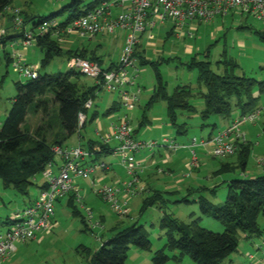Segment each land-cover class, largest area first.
Returning <instances> with one entry per match:
<instances>
[{
  "label": "rangeland",
  "instance_id": "374dc122",
  "mask_svg": "<svg viewBox=\"0 0 264 264\" xmlns=\"http://www.w3.org/2000/svg\"><path fill=\"white\" fill-rule=\"evenodd\" d=\"M26 1L28 0H13L12 2L22 4L28 13L35 15L32 22L37 21L39 15L47 16L57 11L60 6L70 2V0H29L27 4L25 3ZM89 1L91 0H86V2ZM64 18L65 15L57 17L59 21ZM211 21L212 20H210V22L202 23L203 25L195 38H193V35L186 36L185 44L189 43L191 45L199 46V43L201 44V40L198 38L199 35H203V39H206V43L204 42V45L208 43L212 44L207 57H204L203 53H199L196 57L199 59L207 58L211 62V67L218 70L215 67V62L220 58V53L226 52L227 56L233 57L236 61L238 66V69L236 70L237 74H242L249 78L253 77L259 81L264 80V41H260L258 35L255 33V30H264V21H259L251 16H240L238 14L229 13L227 16H223V18L219 16L214 18V21L218 22L219 24H217L222 27L219 31L215 29L216 25L212 24L213 22ZM29 25L30 24L28 23L27 27H29ZM122 31L123 30L116 29L111 34H98L97 36L91 38L87 34L80 35L79 33L73 32V34L62 38L63 40L61 42V46L64 49H71L74 51L76 48L86 46L92 48L100 42L98 50L100 53L104 54L102 65L107 67L112 61H116L119 56V48L124 39L121 36ZM165 31L166 30L161 26L159 27V25L152 30L154 37L151 42L155 45L145 47L147 51L146 58L148 60L151 59L159 62L156 63H158L157 66L159 72H161L163 79L166 81L168 93H172L176 85L180 83H190L193 86L194 93L191 98V102L195 108L202 110V107L204 106V98L199 95L201 86L197 83L198 72L195 69H187L185 64L191 56L196 54V51L192 54H186L184 44L180 40L178 41L173 38H168ZM208 36L211 37V40H209ZM195 41H197V44H195ZM173 47L178 50L177 53H172L171 50ZM18 48L20 52L25 55L26 61L31 64H37L43 56V53H41L37 44L27 46V48H29L27 52L24 50L22 51V47ZM3 50V47L0 46V112L2 109H6L5 114L0 115L1 124H3L7 118L6 116L8 111L12 107L11 100L17 93L15 82L21 81L25 84V82L29 80L28 78L22 76L13 65H7L6 59L3 55ZM156 50L158 52H156ZM67 60L68 59L64 54L61 56H55L49 62L47 67L42 68L39 66L38 71L42 74L66 71L69 69ZM136 66L138 67V74L134 79L135 85L129 87L134 90L140 86L141 91L143 92V98L140 96L141 99L135 102L134 108H131V110L125 109L121 106V104H118V107L114 110L113 114L105 115L102 113L104 107H97L101 97L107 99V96L112 95L113 99L118 102H120V99L118 91L109 93V90L102 88L97 93V97L94 101L96 105H93V108L99 112V118L91 120L92 113L89 108L85 127L81 129V137L79 138L75 134L66 138V141L62 143L63 148H70L71 145L78 146L77 144L79 141H81L82 143L80 144L83 145V143L87 142L91 138L100 139L94 134L98 120L110 127L109 124L111 122H114L117 117L125 114L130 118L133 128L137 130L136 135L140 140L149 141L151 138L161 140L163 137H169L174 139V141L178 144L188 143L193 136L197 139H201L202 136L206 134L205 137H207V134L210 133L211 129L213 132L212 134H216V131L226 129L229 125L234 123V119L240 120V110L233 106L230 116H228V118H221V121H224V124L219 122L216 124L215 128L212 126H207L208 128H206L204 126L202 129L200 125L203 120H201L199 114L179 112L177 121H185L187 122V126L185 132L177 134L176 128L172 127L168 122L165 101L161 100L158 103H155L151 108V110L155 111V113L161 116V118L158 120L152 119L150 125L147 124L139 127L143 108L152 93V91L149 92L148 90L156 84V72L154 71V67L151 63L141 65L137 60ZM80 76V81L86 83L87 85H93L95 82V80L89 76ZM232 101H234V98ZM259 104H261L260 108L264 107V95L261 96ZM27 116L25 126H28L30 129H35V125H37L40 121V116L32 113H29ZM215 117H212L210 121L214 122ZM257 118L258 119H256L253 123L243 122L239 126L240 131L246 134L248 142L251 143L250 157L247 161L246 168L249 172L253 173L255 171L264 170V167H260L257 163V159L259 157H264V113H261V115ZM228 122L230 123L228 124ZM225 123L228 125L225 126ZM110 145L115 146L116 142L112 140ZM206 147L208 150L211 149V145H207ZM154 148L155 152H157L158 149L156 147ZM191 151L192 150H188L187 148H180L178 151V159L183 156L182 153H186L188 162H191V157L193 155ZM195 151L196 157L199 158V161H203L201 162V166L199 168L196 169L194 167L193 170H190L191 173L186 175L189 170L187 165L184 166L185 160L181 159L182 164L178 163L177 169L173 170V172L176 173V178H181L183 183H186L180 190L172 193L169 191L170 189L165 190L160 186L163 191L161 197L163 199L155 205L148 206L144 212H141L140 208L142 206V198L145 195L136 197L133 196L132 198L131 195L127 198L128 200L131 199L129 203L132 215L130 216L132 217L131 219L127 216H120V214L114 212L110 204L102 201L96 193L93 197H89L90 195L85 196L82 189L84 187L80 184L83 183V180L85 179L81 178L80 183H77V185L83 194V202L88 208H91L94 219L101 218V214L105 216V221L102 223L103 227H97L93 230V232H91L90 229L84 226L81 220L82 216L86 217L87 215L84 207L81 206L80 203L76 202L75 205L79 214H74L72 207L67 204L69 194L65 195L55 202L54 219L50 230L42 233L38 232L37 237L33 240L25 243H16L17 250L12 254V256L8 257L6 264H88L91 255L101 247L103 242H106L109 237L114 234L115 230L112 227L117 226V229L120 230L121 228L130 225L132 221L135 220L137 223L144 225L153 246L161 247L166 241V235L164 231L160 229L158 222L160 220V215L164 210L169 213H173L176 218L185 222H191L192 220H195V218L200 217L198 221L202 227L207 230L209 229L214 232L221 233L224 229L221 221L208 215H201L200 208H198V203L195 200L200 192L196 190L194 193L188 194L187 191L190 186H192L190 189L194 190L195 188L200 187V185H202V187L212 185L211 181H215L217 176L212 177V180H207L206 175L210 171H213L211 169L217 166V164L221 161L230 162L233 161L236 156L230 155V157H215L210 152V154L203 151L201 152L199 147H195ZM110 157L111 156L107 155L103 158L110 160ZM222 175L223 177L225 176L229 179L243 177L241 169L239 168H235V170L223 173ZM159 178H161V175H158L157 178L155 177L153 181L149 182V180L145 177L143 182L156 185V181ZM41 181L42 176L40 177V175H37L35 177V183L31 185L28 190L29 194L23 195L22 193L15 191L12 187H4L3 182L0 179V230L5 231L7 228V225L3 224L7 216H10L11 213L17 209H22L23 207L29 205L37 197L40 192L39 186ZM87 182L89 181L87 180ZM215 190V196L210 194L208 188L206 189V192L201 191V193L205 196L207 195L214 204L219 205L223 203L227 196V184L224 182L219 183ZM185 197L188 198L189 201H184L183 199ZM210 222H213V224ZM258 223L262 230H264V214H259ZM94 233L99 234L102 240L96 238ZM83 245L89 249L90 252L86 251L83 252V254H80L78 250L80 249L79 247ZM148 251L149 250H140L143 254H146ZM238 252L239 251H234V253L227 256V258L223 260L222 264L230 263L229 259L237 256ZM253 252L256 253V251ZM185 258L190 262H194L188 256H185ZM139 260L141 261L143 259L129 258L127 263L143 264V262H138ZM145 261L148 264H153V262L149 259L145 258ZM249 262H245V264H248ZM236 264H244V262H238Z\"/></svg>",
  "mask_w": 264,
  "mask_h": 264
},
{
  "label": "trees",
  "instance_id": "16d2710c",
  "mask_svg": "<svg viewBox=\"0 0 264 264\" xmlns=\"http://www.w3.org/2000/svg\"><path fill=\"white\" fill-rule=\"evenodd\" d=\"M13 0H0V15L11 5ZM102 0H70L69 3L59 7L57 11L47 16H38V20L33 21L34 16H29L22 10L25 22H30L32 27L47 18H56L65 15L60 25L69 23L73 18L84 14L85 11L97 6ZM10 17V16H9ZM11 19V17H10ZM260 41H264V30H255ZM20 37V34L17 33ZM6 35L0 38V46L3 47V55L7 63H11L10 54L6 47ZM44 55L40 60L42 68L48 66L54 56L61 55V42L48 35L37 36L36 43ZM137 51V48H136ZM68 59L74 55L89 58L102 64L101 60L93 55H88L83 50L75 49L67 51ZM209 49L204 57H207ZM135 56L137 53L135 52ZM141 58V57H139ZM142 64H152L156 72V87L151 95L147 107L158 100L166 101L168 120L172 127L176 128V133L186 131L187 123H180L178 113L185 111L195 113L197 109L190 103L192 97V87L188 85H177L172 93H168L166 81L159 72L155 61L140 59ZM115 63L108 66L111 68ZM215 70L211 67V62L207 58L198 59L196 56L190 57L186 63V68L195 69L198 72L197 83L205 86V91L201 95L204 98V107L200 112L201 127L212 126L210 118H228L233 106L240 110V115L258 108L257 102L264 95V80L237 74V63L233 57L227 56L223 52L215 62ZM82 75L77 69H68L55 73H39L35 79H29L25 84L21 81L15 82L16 95L12 98V107L8 111L7 118L0 127V179L4 187H12L15 191L28 195L29 188L35 182L37 175L43 176V172L49 163L55 162L53 146H62L66 138L78 131L79 112L88 114L85 108L87 100L95 101L97 93L102 87L95 83L86 84L80 81ZM257 87V88H256ZM259 92L255 95L254 91ZM234 98V101L232 99ZM118 102L108 110L106 114H113L117 109ZM32 113L40 116V121L35 125V129L25 126L27 115ZM85 122H83L84 124ZM82 124V125H83ZM144 123L139 125L142 126ZM137 130L134 129V134ZM211 133L209 136L213 135ZM237 164L223 163L214 172V175L227 173L239 168L243 171L249 159L251 143L248 141L236 143ZM90 154L109 151L106 143L91 140L86 146L82 145ZM98 148L97 150L95 149ZM96 160V159H93ZM227 184V196L223 203L216 205L201 191L198 190L196 202L202 216H211L221 221L223 231L221 233L207 230L198 221L200 217L191 222L180 221L173 213L166 210L159 220V227L166 235L165 243L158 250L153 251L151 261L153 264H166L173 261L180 264L184 256H188L196 264H221L222 261L238 248L241 233L249 236L259 235L258 225L259 214H264V174L256 177L231 178L225 181ZM46 186V179L39 186V190ZM216 187L208 189L211 195L215 196ZM193 193V192H192ZM162 196L157 191L151 196L144 198L141 212L151 205L161 201ZM184 201H189L184 198ZM68 206H71L73 213L78 215L79 211L72 200V195L68 196ZM9 216L3 224L10 221ZM84 226H87L85 217L82 216ZM89 229V228H88ZM135 246L142 250L152 251L151 239L144 225L133 221L130 225L115 230L114 234L103 242L101 247L91 255L88 264H127L126 257L129 248ZM78 252H90L84 245L79 247Z\"/></svg>",
  "mask_w": 264,
  "mask_h": 264
},
{
  "label": "built area",
  "instance_id": "2783aa9c",
  "mask_svg": "<svg viewBox=\"0 0 264 264\" xmlns=\"http://www.w3.org/2000/svg\"><path fill=\"white\" fill-rule=\"evenodd\" d=\"M7 11L12 26L20 34L22 47L35 44L37 36L48 34L61 42L65 35L73 32L94 37L98 34H111L116 29L126 31L120 57L111 68L78 55L69 58L67 64L70 69H77L83 76L93 78L96 85L111 92L118 91L121 106L131 109L141 92L140 86L134 92H131L129 87L135 85L134 79L138 74L135 52L141 34L146 33L148 37H154L152 30L168 20L174 21L180 29L192 20L210 22L215 17L227 16L229 13L251 16L264 21V0H102L97 6L73 18L65 25H60L61 21L56 18H47L35 27H32L30 22H25L20 8L9 7ZM28 23L29 27H27ZM4 35L6 29L0 26V38ZM10 52V64L22 76L35 79L39 75L38 66L27 62L25 55L18 49ZM93 104V100L89 99L84 106L89 110ZM261 113H264V107L240 115V120H235L226 129L216 131V134L201 139L193 136L188 143L179 144L169 137H163L161 140H140L133 133L134 128L128 115H121L109 124L110 132L100 138L106 144L112 140L116 142L112 149L113 153L119 156V162L131 179L122 185L105 183L95 187L94 192L102 201L108 202L114 212L126 215L128 214L127 198L137 192L134 183L138 181L141 171V161L136 157L138 153L147 151L152 155L154 147L158 150L167 148L171 152H177L180 148L192 150V161L186 173L189 175L198 160L195 147L211 145L209 152L215 157L234 154L237 149L236 143L248 141L239 126L243 122L253 123ZM78 114L81 125L86 121L87 114L83 112ZM52 150L55 158L60 159L57 172H53L54 165L49 163L43 172L46 186L39 190L37 197L29 205L12 212L7 228L5 231L0 230V262L12 256L17 250L16 243L33 240L38 232L50 230L54 219L55 202L65 195H72L73 202L75 204L78 202L84 207L87 214L85 221L91 232L97 227H103L102 221L94 219L91 208L83 202V194L77 185V180L80 178L92 180V174L96 171H105L109 164L101 160L85 162L91 154L81 144L70 148L56 145ZM257 163L260 167H264V157H259ZM95 235L102 240L99 234ZM248 256L250 257L248 264H264V256L259 258H254L251 254Z\"/></svg>",
  "mask_w": 264,
  "mask_h": 264
},
{
  "label": "crops",
  "instance_id": "0c3cea01",
  "mask_svg": "<svg viewBox=\"0 0 264 264\" xmlns=\"http://www.w3.org/2000/svg\"><path fill=\"white\" fill-rule=\"evenodd\" d=\"M28 1H26L25 3L28 4ZM9 7H18V8L21 9V11L22 10L25 11L27 15L34 16V15H31L30 13H28V11L24 8V6L22 4H17V3L11 2V5H9ZM9 7L7 9H9ZM7 9L5 10V13L4 14L0 15V26L3 27L4 29H6V36H8L7 37V40H8L7 42H9L8 45H7L8 46L7 47V51L10 54L11 53L10 51H12L13 49H18L19 50L18 47H22V45H21V41H20L19 36H17L18 31L16 29H14V27L12 26L11 19L9 17V14H8ZM221 18H223V17H221ZM211 22H213L212 24H215L216 25L215 29H217L218 31L222 29V27L218 25L219 23L216 22V21H214V19ZM202 23L203 22L201 20H192V21L187 22L186 25L183 26V28L178 29V27L176 26V24H175L174 21L168 20V21H164L163 23H160L159 24V27L161 26L162 28H164L166 30L165 31V34H166V36L168 38H173V39L178 40V41L180 40L184 44V46H185L184 47V50H185V53L186 54H192V53H194L196 51V54L193 55V56H197V55H199V53L205 54L207 49H209V52H210V49L212 47V44H209L208 43V44L204 45L206 43V39H203V35H199L198 36V38H200V40H201V44L199 43V46L191 45L189 43H186L185 44V39H186V36L187 35H190V36L193 35V38H195L196 35L198 34L199 30L201 29L202 25H203ZM125 35H126V32L123 30L122 33H121V36L124 39H123V42H122V44H121V46L119 48L120 49L119 56H118L117 60L116 61H112L110 63V65H112V63H117V61H118V59L120 57V54L122 52V47L124 45V41H125V38H126ZM65 36H68V35H65ZM208 38H209V40H211V37L208 36ZM152 39H153V37L152 38L148 37L146 35V33L141 34L140 41H139V43L136 46V48H137V51H136L137 56H135L136 57V61L138 60L141 65H143L141 63V60H140L141 58H143V60H147V61H154V60H151V59L148 60L146 58L147 51H146V48H145V47H149V46L155 45V44H152V42H151ZM195 44H197V41H195ZM99 46H100V42H98V44L95 45L92 48L86 46V47H81V48H76V49L83 50L88 55H93V56L97 57L98 59L101 60V62L103 64V56H104V54L100 53V51L98 50ZM203 46H205V47H203ZM23 50L27 52L29 50V48L22 47V51ZM40 51H41V53H43V50L41 48H40ZM67 51H73V50H71V49H64L62 47V52L63 53L61 55H63V54L66 55V57L68 59L69 56L66 53ZM171 51H172L173 54L178 52V50L174 49V47L172 48ZM156 52H158V51L156 50ZM222 53H220V56H221ZM43 55H44V53H43ZM61 55H59V56H61ZM208 55H209V53H208ZM139 57H141V58H139ZM40 60H39V62H37V64H33V65L38 66V67L41 66L40 65ZM166 60H169V59H166ZM189 60H187V61H189ZM155 62H158V61H155ZM6 63H7V60H6ZM9 64L10 63L8 62L7 65H9ZM110 65H108V66H110ZM180 84L181 85H188L190 83H188V84H186V83H180ZM180 84H178V85H180ZM200 86H201V90H200L199 95L201 97H203L201 95V93H202V91H205V86L203 84H201ZM155 87H156V85L154 84V86L151 87L148 90L149 92L152 91L151 95L155 91ZM191 87H192V96H193V94H194L193 93V86L191 85ZM130 90H131V92H134L135 91V89L134 90L133 89H130ZM113 92L109 91V93H113ZM142 93L143 92L141 91L139 93V95L137 96L138 100L141 99V98H143ZM254 93H255V95H258L259 92L256 90V91H254ZM151 95H150V97H151ZM140 96H141V98H140ZM96 97H97V95H96ZM96 97H95V99H96ZM150 97H149V99H150ZM191 98H190V103L192 104ZM259 100L257 102L258 107L261 106V104H259ZM148 101L146 102L145 107L143 108V113H142V116H141L140 122H139L140 124L141 123H144V125H147V124L150 125L152 119H157L158 120V119L161 118V116L157 115L155 113V111L151 110L152 106L155 103H158L159 101H161V99L158 100L157 102L153 103L151 106H148L147 107L146 105H147ZM162 101H165V100H162ZM117 103H118V101L117 100H114L112 95H109V96H107V99L106 98L104 99V98L101 97L100 102L98 103L99 105L97 107H100V106L101 107H104L102 113L105 114V115H109V114H106L105 111L108 110L109 108H111L112 106H114ZM93 105L94 106L96 105L95 102H94ZM94 106H92L90 108L91 109V113H92L91 120H95V119H98L99 118V112L96 109L93 108ZM203 107H202V109H203ZM165 109H166V101H165ZM5 110L2 109V111L0 112V115L1 114L2 115L5 114ZM129 110H131V109H129ZM201 111L202 110H198L197 109V111L195 113H190V114H199V116H200V112ZM180 112H185V111H180ZM166 113H167V109H166ZM178 115H179V113H178ZM167 118H168V115H167ZM200 118H201V116H200ZM214 120H215L214 122L210 121V123H216V124H218L219 122H221V123L224 124V121H221L222 120L221 117H215ZM234 121H235V119H234ZM168 122H169V120H168ZM85 123H86V121H85ZM85 123L83 125L82 124L79 125L80 128L73 135L76 134L80 138L81 137V129L85 127ZM180 123H183V122H180ZM229 123L230 122H228V124ZM96 124H97V126H96V129L94 131V134L96 136H98L99 138L100 137H103V135H107L110 132V127L108 125H105V124L101 123L99 120H98V122ZM228 124H226L225 126H227ZM1 125L2 124L0 122V127H1ZM170 125H171V123H170ZM201 125H202V123H201ZM207 126H205V127L208 128ZM32 129H34V128H31V130ZM210 133H211V131H210ZM210 133H208L207 136H209ZM135 136L137 138H139L136 134H135ZM205 136H206V134L203 135L202 138L205 137ZM153 139L154 138H151V139H149V141H151ZM91 140H97V141L101 142V138L100 139H92L91 138L87 142L83 143V145L86 146L88 144V142L91 141ZM80 143H82V142L79 141L78 144H80ZM74 146H76V145H71L70 147H74ZM106 146H107V148H108L109 151H107V152L104 151V153H103V152H100V150H98V152H99L98 154H91V157L89 159L85 160V162H88V161H91L93 159H96V160L106 161L109 164V167L107 169H105V171H96L94 174H92V180H88L90 183L87 182V180H83V183H80V179L81 178L77 180L78 181L77 183H80L84 187L82 189H83V192H84L85 196L86 195L87 196L90 195L89 197H93L94 194H95V192H94L95 187H98V186L103 185L105 183L106 184H117V185L120 184V185H122L124 182L130 181V179H131L130 176L125 173V170H124L121 162H119V156L117 154H114L113 153V150H112L113 149V146L110 145V143L106 144ZM95 149L97 150L98 148L95 147ZM199 149H200L201 152L203 151V152L209 153V150L207 149V147H199ZM182 154H183V156L180 159H178L179 152L178 151L177 152H171L167 148L166 149L160 148L157 152H155V150H154V153L152 155H149V153L147 151H141V153H138L136 157H137L138 161H141V167H140V170L141 171L139 172V179H138V181L134 183V185L137 186V192H136V194L132 195L131 198L133 196L136 197V196H144L145 195L142 198L143 199L142 202H143L145 197L151 196L156 191L158 193H160V195L162 196V194H163L162 189H165V190L170 189L169 191H171L172 193H175L177 190H180L181 187H184L186 183H183V180L181 178L180 179H177L176 178V173L173 172V170L177 169L178 163H181L182 162L181 159L185 160L184 166L187 165V168H188V165H189L190 162H188L187 154L186 153H182ZM107 155L111 156L110 157V160L103 158L104 156H107ZM230 155L236 156L235 159H233V161H230V162L229 161H221L219 164H217V166H215V167H213L211 169L213 171H210L206 175L207 180H212V177H215V176H217V178H216L215 181H213V180L211 181L212 185H209L208 187L205 186V188H208V189H210L209 187L214 188L219 183H223V182L225 183V181L230 180L229 178H226L225 176L223 177L222 174L214 175V172L220 167L221 164H223V163L237 164L238 163L239 156H237V153L230 154ZM230 155L227 156V157H230ZM197 159L198 160H197V163H196V166H195L196 169L199 168L201 166V162H203V161L200 162L199 161V158H197ZM59 163H60V159L58 157H56L55 158V162L53 163V165H54L53 166V172H57ZM162 165H164V166H162ZM244 168L245 169H243V171L241 170V174H243V177H252L253 178V177H256L257 174H259V175L264 174V170L255 171L253 173V172H249L247 170L246 165H245ZM158 175H161V178H159L156 181L157 182L156 185H152V184H150L148 182L147 183L146 182H143L145 177H146L147 180H149V182H151V181H153L155 179V177L157 178ZM43 176H42V181H41L40 185L42 184L43 181H45V178ZM160 186H161L162 189L160 188ZM187 186H190V185H187ZM191 187L192 186H190V188ZM201 187H202V185H200V187H198V188H195L194 190L189 188V190L187 192H188V194H191L192 192L194 193V191H196L197 189H199ZM130 200H128V203H127V206H128V214H126V215H120V216H127L129 219L132 218V217H130V216H132L131 215V212H130V206H129ZM91 201H92V199H91ZM93 201H94V199H93ZM162 215H163V213L160 215V218L162 217ZM100 216H101V218H99V219L103 223L105 221V216L103 214H101ZM210 223L213 224V222H210ZM258 225H259V223H258ZM112 228L114 230H118L117 229V226L116 227H112ZM259 228H260V231H261L259 233V235L249 236V235L244 234V233H241L240 234V237H239V240L240 241L238 242L239 245H238V248L236 250V251H239V252H238L237 256H234V257H232V258L229 259V262L230 263H228V264H236L238 262H241V263L244 262V264H245V262L247 263L250 260V257L248 256V254H251L252 256H254V258H259L260 256L264 255V247H262V246H264V230H262V228L260 226H259ZM151 248H152V251H148L146 254H143V252H140V250H142V249H139V248H137L135 246L130 247L129 248L130 250L128 251V254H127V257H126V262H127V260H129V258H133V259L134 258H142L143 260H141V261L139 260L138 262H143V264H148L145 261V258L146 259H149L151 261L150 258L152 256L153 251L158 250L159 249V246L154 247L153 244H152ZM253 251H256V253H254ZM7 261L8 260L5 259V260L1 261L0 264H6ZM144 261H145V263H144ZM168 263L175 264L173 261L167 262L166 264H168ZM134 264H140V263H134ZM180 264H195V263L194 262H190L184 256L183 261Z\"/></svg>",
  "mask_w": 264,
  "mask_h": 264
}]
</instances>
